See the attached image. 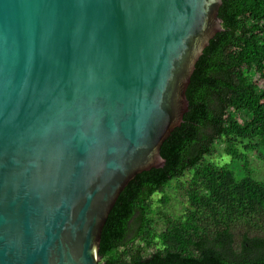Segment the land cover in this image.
I'll list each match as a JSON object with an SVG mask.
<instances>
[{
	"label": "water",
	"instance_id": "water-1",
	"mask_svg": "<svg viewBox=\"0 0 264 264\" xmlns=\"http://www.w3.org/2000/svg\"><path fill=\"white\" fill-rule=\"evenodd\" d=\"M223 0H0V264H105L107 219L189 111Z\"/></svg>",
	"mask_w": 264,
	"mask_h": 264
},
{
	"label": "trees",
	"instance_id": "trees-1",
	"mask_svg": "<svg viewBox=\"0 0 264 264\" xmlns=\"http://www.w3.org/2000/svg\"><path fill=\"white\" fill-rule=\"evenodd\" d=\"M219 16L189 111L162 145L166 164L138 174L107 219L105 264H264V181L248 156L264 149V0H223Z\"/></svg>",
	"mask_w": 264,
	"mask_h": 264
},
{
	"label": "rangeland",
	"instance_id": "rangeland-1",
	"mask_svg": "<svg viewBox=\"0 0 264 264\" xmlns=\"http://www.w3.org/2000/svg\"><path fill=\"white\" fill-rule=\"evenodd\" d=\"M237 117L240 119L241 122H246L252 118L251 115L248 113H239L237 114ZM245 120V121H243ZM249 156V168L253 170V176L255 179L264 181V149L260 147L257 151H253L248 153ZM213 160L220 165H222L225 161H230V158L228 156H221L218 155L213 158ZM242 165V164H241ZM240 164L236 162L234 164V169L236 170L237 173H240V177H243L244 174L240 171ZM176 208L180 209L181 206L179 203H176Z\"/></svg>",
	"mask_w": 264,
	"mask_h": 264
}]
</instances>
